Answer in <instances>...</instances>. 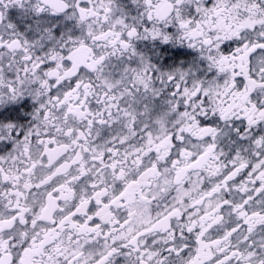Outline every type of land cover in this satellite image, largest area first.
<instances>
[{"label": "snow or ice", "instance_id": "6c2138e0", "mask_svg": "<svg viewBox=\"0 0 264 264\" xmlns=\"http://www.w3.org/2000/svg\"><path fill=\"white\" fill-rule=\"evenodd\" d=\"M0 264H264V0H0Z\"/></svg>", "mask_w": 264, "mask_h": 264}]
</instances>
